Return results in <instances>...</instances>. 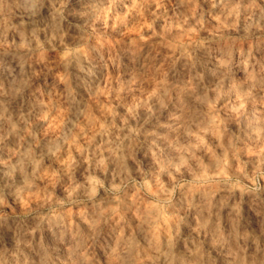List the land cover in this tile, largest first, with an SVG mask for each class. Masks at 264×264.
Returning a JSON list of instances; mask_svg holds the SVG:
<instances>
[{
  "label": "clouds",
  "instance_id": "9594fccd",
  "mask_svg": "<svg viewBox=\"0 0 264 264\" xmlns=\"http://www.w3.org/2000/svg\"><path fill=\"white\" fill-rule=\"evenodd\" d=\"M0 264H264V0H0Z\"/></svg>",
  "mask_w": 264,
  "mask_h": 264
}]
</instances>
